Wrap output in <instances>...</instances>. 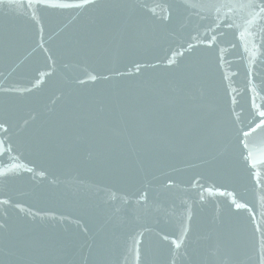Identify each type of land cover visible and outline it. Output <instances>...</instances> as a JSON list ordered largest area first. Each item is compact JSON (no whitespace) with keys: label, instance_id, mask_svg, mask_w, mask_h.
<instances>
[{"label":"water","instance_id":"obj_1","mask_svg":"<svg viewBox=\"0 0 264 264\" xmlns=\"http://www.w3.org/2000/svg\"><path fill=\"white\" fill-rule=\"evenodd\" d=\"M261 8L0 0V264H264Z\"/></svg>","mask_w":264,"mask_h":264},{"label":"snow or ice","instance_id":"obj_2","mask_svg":"<svg viewBox=\"0 0 264 264\" xmlns=\"http://www.w3.org/2000/svg\"><path fill=\"white\" fill-rule=\"evenodd\" d=\"M261 12H264V8H261ZM95 79V77H93ZM262 116H264V113H261ZM237 207H241V205H237ZM261 249L264 251V242H261Z\"/></svg>","mask_w":264,"mask_h":264}]
</instances>
